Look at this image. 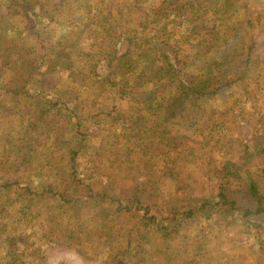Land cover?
Listing matches in <instances>:
<instances>
[{
	"label": "rangeland",
	"instance_id": "1",
	"mask_svg": "<svg viewBox=\"0 0 264 264\" xmlns=\"http://www.w3.org/2000/svg\"><path fill=\"white\" fill-rule=\"evenodd\" d=\"M211 1L205 0V5ZM247 1L248 11L238 6L239 1H233L226 13L228 15L224 16V7L218 6L217 12L207 16L202 14L201 19L196 21V30L208 27L205 28L208 32L203 31L206 37L211 34L215 37L214 46L193 45L182 49L186 51L184 57H192L206 48L208 62L214 61L216 67L219 66L218 70L216 67L209 69H215L216 76L222 79L225 77L223 69L226 68L236 76L238 61L249 51L252 53L250 59L254 61L248 75L213 96L200 114L186 105L179 117L173 116L169 122L159 124L163 118L162 108L153 114L142 109L144 126L147 119H151L150 125L154 128L164 127L170 140L176 144L174 149L163 148L162 155L146 150L144 141L148 132L145 129L139 133L143 135L137 139L135 147L119 150L117 142L124 141V133L129 141L137 136L127 131L116 138L113 131L121 133L122 128H127L123 122H118L107 128H96L85 147L76 153L79 175H86L94 189L106 186L117 193L128 189L122 188L120 174L126 171L123 161L118 162V156L112 152L115 149L124 151L126 160L143 161L149 169L158 162L155 169L158 177L176 170L182 172L180 183H171L173 189L184 185L182 195L177 194L171 208L181 207V201L190 196L200 197L204 202L206 209L194 210L195 214L182 221L169 240L155 239L154 236L148 238L145 244L148 255L145 254L137 264H264V177L260 171L264 159V0ZM151 3L146 7L141 0H0V182L16 181L18 186L33 188L39 185L55 191L58 189L55 175L66 165L64 151L72 144L76 146L78 135L71 130V119L84 115L77 109L76 117L64 112L59 117L50 118L51 130L43 132L55 135L53 132L57 128L59 132H64L59 152L57 147L53 149V146L44 143L39 121L35 120L41 101L37 98L35 90L39 89L34 79L39 78L40 71L47 70L48 73L42 83H38V88L47 96L54 95L52 89L62 83L61 88L72 91L73 96H78L77 101L88 105L93 103V113L105 112L107 108L104 104L112 100L116 107L113 115H117L118 111L128 112L138 108L142 103L141 95L132 90H140L141 83L146 86L144 81L130 76L135 80H132L133 83H121L130 93L122 94L120 90L115 92L118 80L113 82V92H110L103 76L112 57L106 55L112 47L117 49L114 56L118 57L127 47L126 41L133 32L145 33L141 27L145 15L150 11L158 15L157 1L151 0ZM247 12L250 24L234 23L233 19H243ZM165 13L168 15L167 10ZM177 13V8L169 12L170 29L175 27ZM229 15L237 16L233 18ZM107 18L118 24L111 29L103 24ZM177 30L192 39L184 23ZM106 33L109 38H105ZM235 33L239 36L224 50L223 40ZM22 48L35 52L21 57ZM44 49L50 54L43 56L44 62L40 65L37 60L42 57ZM221 54L226 61L222 60ZM23 59L28 62L27 65L20 63ZM65 63L73 65L70 71L63 70ZM89 68H92L96 78L85 75L80 79V69L85 72ZM29 90L34 97L30 101L34 105L32 109L21 95V91ZM66 103L59 100L55 106L61 107ZM28 111L29 115L26 114ZM55 119L57 126L54 129ZM179 133L187 136L180 143L176 137ZM99 139L102 140L101 145H98ZM158 140L152 139L155 141L153 144L161 146ZM97 153L103 156L101 162L95 156ZM180 155L183 156L182 164L171 168L172 159ZM111 160L118 163L113 174H106ZM178 180L179 177L175 178V181ZM126 184L130 186V183ZM141 184L140 189L151 186L145 179ZM7 192L6 199L0 195V227L3 233L0 232V264H122L118 254L124 248L123 242L113 245L115 241L108 238L106 241L102 239L104 244L99 243L94 239L95 234L82 230L81 226L74 228L67 222H63L66 223L63 233H70L67 240L70 244L47 234L45 228L50 226L43 216L52 211L53 200L48 201V205L44 202L42 209L36 205L26 221L11 218L18 209L27 210L28 196L18 200L11 195V190ZM219 193H223L221 195L226 200L219 197ZM145 198L152 202L156 197L152 192ZM66 209L65 213L81 211V208L71 206ZM38 212H41L40 216H36ZM52 219L50 222L55 226L56 221ZM64 219L68 220L66 215ZM76 219L81 220L78 215ZM82 233L89 236L84 238ZM25 249L31 261H28V256L19 255ZM12 253H17L19 257H9Z\"/></svg>",
	"mask_w": 264,
	"mask_h": 264
},
{
	"label": "trees",
	"instance_id": "2",
	"mask_svg": "<svg viewBox=\"0 0 264 264\" xmlns=\"http://www.w3.org/2000/svg\"><path fill=\"white\" fill-rule=\"evenodd\" d=\"M156 1V11L158 15L155 11H150V14L145 15L144 22L141 24L145 33L136 34L133 32L126 41L127 47L123 52L119 53L118 57L114 56L116 53L115 50H117L114 49V46L106 55H112L107 62L108 71H106L103 76L104 83L108 85L110 92H113L111 85L118 80V89H116L117 91L115 90V92L119 93L118 91L120 90L122 94L125 92L130 93V90L126 91V86L121 85V83H133L132 80L134 79H131L130 76H135L136 80L144 81L146 84L145 86L140 82L141 89L136 91L132 90V92H137L141 95L140 98L142 99V103L138 105V108L128 112L118 111L117 115H113L116 107L112 100L111 103L104 104L107 108L105 112L102 113L101 111L93 113V103L88 105V103L83 104L82 101H77L78 96H73L72 91L61 88L62 83H60L59 87L52 89L54 95L50 93L52 96H47L40 88H38V83L41 84L48 73L46 72L47 70L44 72L40 71L39 78L34 79L35 85L37 84V89L40 90H35L37 98L41 101V107L39 110H36L35 116L36 122L39 121L40 124V133H43L45 129H50L49 120L52 117H59V115L64 114V112H66V115L74 117L77 110L81 113L84 112L83 117H80L81 119H71V130L73 134L75 133L78 135L77 142L75 143L77 147L72 144L70 145L71 148L69 147L70 149L64 151L63 155H66L67 159L66 165L55 175L54 181L58 184V189L55 191L45 189L44 187H38L39 185L34 186L35 188L18 186L16 181L0 182V195H2L4 199H6V194L9 190H11V195L13 194L14 198L18 200L28 196V204L25 207L28 212L26 209H18V212L12 215L11 218L18 221H26L30 211L36 205L41 206L42 209L44 202L48 205L47 202L53 200L55 205L52 206V211H49L46 216H43L45 221H47V224L50 226L45 228L47 234H53L54 236L59 237L60 241L64 244H70L67 241L68 238H70V233H63L64 228H66V223L63 222H67L71 223V226L74 225V228L81 226L82 230H87V232L95 234L96 237H94V239L98 240L99 243L104 244L103 240L106 241L108 238L115 241L113 245L123 242L124 248L121 251V254H118L122 264H137L141 258H144L145 254L148 255L145 249V244L147 243L148 238L154 236L155 239L169 240V237L171 238L172 234L178 229L182 221L189 219L195 214L194 210L206 209L204 208L205 204L200 197L190 196L181 201L182 204L179 205L181 207L171 208L172 204L177 200V194L178 196L182 195L181 192H183L184 188L183 185L182 187L178 186L177 189H173L171 183H176V185H178L182 180L180 178L182 172L179 173L176 170L175 173L168 175L163 173L160 174L159 178L155 174L158 162H155L149 169V166L143 161L126 160L124 151H115V149H113L112 152H114V154L116 153L118 156V162L123 161L126 171L125 174H123V172L120 174V180L123 181L122 188L128 189L124 193L113 192L110 188L107 189L106 186L94 189L86 175H79V166L76 164L75 159L77 151L85 147L86 141L94 133L96 128H107L118 122H123L127 125V128H122L121 133L113 131L116 138H118V135L127 131L130 134L135 133L137 136L132 139V141H129L126 139L128 135H125L124 133V141L119 140L117 142L119 150L124 149L126 151L135 147L137 139L141 138L143 135V133L141 135H139V133L145 129H147L148 132V135L146 136L147 140L144 141V148L146 150L155 151L156 154L162 155L166 147L174 149L176 144L170 140V135L164 127L156 129L154 128L155 126L150 125L151 119H147V125H145L147 128H145L143 124L145 116L144 112H148L149 110L150 112L152 111L151 113L153 114L154 111H159V109L162 108L163 118L159 124L164 121L166 123L169 122L171 118H174L173 116L179 117L186 108V105L187 107L196 109L200 114L203 108L207 107L209 100L212 99L213 96L219 94L225 87L241 80L245 75H248V71L252 67L254 61V59H250L252 53L249 51L247 53L245 52L244 58L238 61L237 66L239 67V72L236 73V76L233 71L226 68L223 69L225 77L222 79L216 76L214 72L215 69L213 71L212 69H209L210 67L215 68L216 64L214 61L208 62L205 55L206 48H203L202 51L197 54H193L192 57H184L186 51L182 49L183 47L188 48L193 45L203 47H206V45L214 46L215 37H213L212 34L207 37L205 35V33L208 32V29L205 28L208 27L202 26L204 28L196 30V21L201 19L200 16L202 14L207 16L211 12H217L216 7L218 6L224 7V16L228 15L226 13L229 8L232 7L231 3L233 1H239L238 6L243 10L248 11L247 0H212L211 2H208L207 5H205V0ZM141 2H143L146 7L152 4L151 0H141ZM173 8L178 9V13L175 15L174 19L177 21L174 23L175 27L170 29L172 22L168 15ZM166 10L168 11V15L165 13ZM161 12L164 14L161 15ZM235 16L229 15V17L233 18ZM233 20H235L234 23H243L244 26L251 23V20L248 19V12L243 19H238L237 17ZM183 23L186 25L187 30L192 34V39L178 33L177 28ZM103 24H107V26H110L111 29H113V26L118 23H116V21H110L107 18L104 20ZM203 30H206V32ZM201 32L204 33L201 34ZM105 36V38L110 37L108 33H106ZM238 36L239 35H236L235 33L233 36L224 39L222 42L224 50H227L229 45H231ZM208 42L212 43L207 44ZM21 51L22 53L19 55L21 57L31 55L35 52L31 49L24 48H22ZM41 53L43 54L42 57L40 58L39 56L37 60V63L40 65L44 62L42 61L43 56L50 54V52L47 51V49H44ZM60 53L61 52L58 51L57 54L60 55ZM222 60L226 61V58L224 59L223 57ZM20 63L22 65H27L28 62L23 59ZM30 65L32 66L31 62ZM72 67L73 65L65 63L63 70L67 72L68 70L70 71ZM218 67L219 66L216 67V70H218ZM48 70L51 71V69ZM80 70V79L85 75H90L94 79L96 78L94 77L92 68H89L85 72H83L82 69ZM89 72H91V74H89ZM174 81L176 83H174ZM13 93L15 94L14 91ZM21 95L25 97L23 99L24 102H29V109H32L34 105L32 106L30 101L34 100V97L30 94V90L21 91ZM59 100L67 103L61 107H57L55 105ZM29 113L30 112L28 111L26 114L29 115ZM27 122H29V120H27ZM31 125H33V123H31ZM27 126L29 127V125ZM56 126L55 119L54 129ZM53 133H55V135L51 132L43 133L42 136L45 139L44 143L49 147L53 146V149L57 147L59 152V149L61 148L59 145L62 142L61 137L64 138V132H59L57 128ZM176 137L179 143L187 138L183 133H179ZM152 139H159L158 141L161 146L154 145L153 143L155 141H152ZM101 143L102 140L99 139L98 145H101ZM80 145L81 147H79ZM103 145H105V142H103ZM262 152H264V149H262ZM94 153L95 150L93 154ZM95 156H98L97 160L98 162H101L103 158L102 154L97 153ZM140 157H142V155ZM182 158L183 156L180 155L176 157V159H172V165L170 167L174 169L176 165H181L183 162ZM117 163H113L112 160L109 161L110 169L106 171V174H113ZM260 171L264 177V159L262 160ZM130 173L131 175L128 177ZM178 177L179 180L175 181V178ZM144 179L146 182L148 181L151 186L140 189L139 187L142 186L141 181H144ZM126 182L130 183L129 187H127L128 185ZM250 188L252 189V187ZM152 192H154L156 198L150 202L145 196ZM221 194L223 193H219L218 196L225 199V196ZM40 202L42 204H40ZM67 206L81 208V211L80 213H65V211L68 210L66 209L68 208ZM40 214L41 212H38L36 216H40ZM76 214L80 217V221H77ZM65 215L68 220L64 219ZM52 217L56 221L55 226H53L54 223L50 222L53 221ZM1 229L2 227H0V232L2 233ZM79 234L76 235L79 237ZM82 235L84 238L89 236L83 233ZM49 240H51V238ZM10 241L13 242V239H10ZM99 243H96V245H99ZM26 252V249L20 251L19 255L22 257L24 254L29 257L28 261H31V257L27 255ZM19 255H17V253H12L9 257L14 256L17 259Z\"/></svg>",
	"mask_w": 264,
	"mask_h": 264
},
{
	"label": "crops",
	"instance_id": "3",
	"mask_svg": "<svg viewBox=\"0 0 264 264\" xmlns=\"http://www.w3.org/2000/svg\"><path fill=\"white\" fill-rule=\"evenodd\" d=\"M23 35H25V33H23Z\"/></svg>",
	"mask_w": 264,
	"mask_h": 264
}]
</instances>
